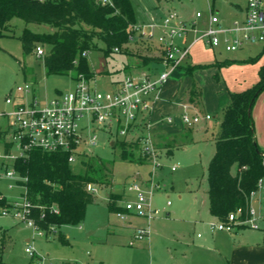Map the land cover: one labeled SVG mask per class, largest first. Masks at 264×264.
Returning <instances> with one entry per match:
<instances>
[{
  "label": "rangeland",
  "instance_id": "rangeland-1",
  "mask_svg": "<svg viewBox=\"0 0 264 264\" xmlns=\"http://www.w3.org/2000/svg\"><path fill=\"white\" fill-rule=\"evenodd\" d=\"M247 1L132 0L139 26L162 22L163 18L173 11L178 13L188 26L196 22L199 30L203 28L211 10L223 22L235 21L238 18L236 4L245 5ZM197 12H202L203 17L197 18ZM25 28L33 32L54 30L46 23H27L19 17L11 20L9 29L4 31L5 35L0 38V114L14 108V105L6 102V98L9 94L17 96L18 85L31 83L42 103L51 100L58 90L65 92L73 89L75 85L72 74L48 75L43 55L39 56L36 50L31 54L24 51L20 36ZM147 30L149 31V28ZM160 33L161 29L156 28L152 38L139 39L140 32L135 31L136 39L129 40L125 45V50L128 52H116L111 57H107L102 50L91 51L89 64L97 73L94 79L97 89L103 92L112 91L115 89L113 84L115 80L123 79L129 72L144 69L140 63L145 56L154 57L160 54L158 47ZM189 33L191 36L192 32ZM263 50V44L248 43L237 51H227L222 47L221 53L218 50L216 52L224 59L234 57L249 59L250 56H258ZM192 53L193 56L199 57L200 61H204L208 54L202 50L201 45L192 48ZM230 65L210 67L203 74L201 78L203 97L197 107L191 105L189 94L183 102L178 103L179 111H183L187 105L190 112L198 111L203 116L210 113L212 116V119L202 120L195 125L192 132L195 142L187 141L186 137L191 133L192 128L182 129L183 126L177 116L176 127L174 124L169 125L171 129L173 127L176 129L171 130V134L163 129L168 126L167 124L165 126L154 122L149 128L136 124L128 136L124 139L119 137V141H132L140 135L150 134L161 151L159 160L162 165L156 169L152 178L160 185L155 189L153 196L154 207L160 211L157 216L148 220L143 216L131 214L124 220L115 211L109 209L111 192L119 195L117 203L123 205L124 191L135 178L151 179L150 164L139 162V145L136 148L128 147V155L124 157L122 146L120 144L115 146L116 143L111 142L112 135L99 131V145L91 154H87L85 159L96 156L104 160L107 170H100L98 177L104 172L108 182L96 184L98 189L95 192V200L88 205L85 220L79 224L63 225L55 231L45 233L13 215L2 214L3 208L0 206V227L6 230L4 243L0 246L1 259L7 264H27L31 256L26 251V247L32 244L40 254L48 255L56 264H180L185 261L184 253L187 254L189 262L197 241H202L210 234L209 228L206 234V229L204 231V225L200 224V220L205 222L217 220L210 219L207 168L215 150L213 139L220 130L223 107H227L221 105L226 102L225 99H228L227 102L230 101V95L226 94V85L217 81L216 75L227 83L232 92L235 91L234 89H244L236 87L239 82L233 81L235 67L232 68ZM126 67L129 69L126 70ZM225 68V72L230 73L227 79H224V70L221 71ZM250 79L253 77L250 76ZM32 95L33 93L24 96L30 99ZM8 122L9 118L0 116V128L7 127ZM81 158L79 157L72 165L73 170L78 173L84 171ZM173 166L176 167L174 171ZM5 171V168H0V192L10 202L22 201L25 193L24 185L19 183L17 178L6 177ZM144 189L149 190L150 187L145 186ZM254 208L259 228L241 227L249 237L264 235V216L258 219L262 210L264 213V207L255 205ZM148 227H150V238L138 241L133 246L130 245L136 229ZM238 229L240 228H237V231ZM220 232L217 231L216 234L220 235ZM198 233L204 236L199 238ZM229 233L223 234L229 238ZM61 234L64 240L60 238ZM211 260L216 261V257L213 256ZM219 264H231L229 257H221Z\"/></svg>",
  "mask_w": 264,
  "mask_h": 264
},
{
  "label": "trees",
  "instance_id": "trees-1",
  "mask_svg": "<svg viewBox=\"0 0 264 264\" xmlns=\"http://www.w3.org/2000/svg\"><path fill=\"white\" fill-rule=\"evenodd\" d=\"M15 17L27 23H46L54 28L52 32H33L25 28L20 36L23 49L31 54L38 46H43L47 74H72L74 80L80 76L96 78L97 73L89 64L91 51L102 50L107 57L116 52H128L125 45L137 23L132 0H0V38ZM262 54L242 61H256ZM160 61L157 56H145L140 64L148 67L153 64L156 68ZM234 61L227 60L224 64ZM212 65L215 64L193 65L186 69L191 72ZM263 91L264 65L260 67L259 80L254 85L230 93L231 100L215 138L216 150L207 168L210 212L217 219L226 220L238 209H242V217H249L252 198L262 188L264 150L254 144L252 111ZM195 96L193 87L191 100ZM4 135L5 131L0 129V141ZM119 144L126 157L127 148L138 147L139 141H117L115 146ZM8 148L9 145L6 150ZM81 159L84 167L81 173L73 170L69 153L64 151L32 148L13 163L18 175L24 179L18 181L25 187L24 195L33 204L31 216L37 230L50 233L63 225L85 220L87 207L95 200V192L89 191L87 185L107 183L108 180L104 172L98 177L100 170H107L104 160L96 156L86 159L82 156ZM139 162L145 163L141 157ZM118 197L111 192L108 202L111 211H124L123 205L117 203ZM10 204L0 192V206L4 208ZM5 231L0 227V246L4 243ZM60 238L64 240L62 234ZM0 264H7L1 254Z\"/></svg>",
  "mask_w": 264,
  "mask_h": 264
},
{
  "label": "built area",
  "instance_id": "built-area-1",
  "mask_svg": "<svg viewBox=\"0 0 264 264\" xmlns=\"http://www.w3.org/2000/svg\"><path fill=\"white\" fill-rule=\"evenodd\" d=\"M201 17L202 12H197V18ZM156 28L161 29L158 36L161 68L145 67L130 72L115 84L112 91H99L94 79L80 76L75 80L73 89L59 91L51 100L42 103L31 83L18 85L17 96L9 94L6 98V102L14 105V108L0 114L9 118L7 127L1 129L5 131V135L0 141L3 145L0 147V168L6 169L5 176L17 178L18 181L24 180L14 169L13 163L32 148L67 152L69 161L74 163L79 157L91 154L99 145V131L111 134V142L115 144L119 137L124 139L128 136L136 124L149 128L151 122L145 119L162 98L164 86L174 71L186 63L193 43L203 41L211 47L223 45L227 51H237L248 43L264 44V0H248L245 18L235 20L230 25L223 24L219 16L211 10L206 26L200 30L196 22L188 26L178 13L170 11L162 22L140 26L136 23L130 40L136 39L135 31L140 32L139 39L152 38ZM189 32L196 36L193 43L180 42ZM36 53L42 56L45 53L44 47L38 46ZM31 93L33 95L30 99L25 98L24 95ZM181 118L186 126L192 127L203 118L212 119V116H203L198 111L190 112L185 105ZM166 120L172 123L174 117L169 115ZM132 141H139L140 157L146 164H150L151 179L135 178L125 189L124 211H117L116 214L124 220L131 214L151 220L160 213L153 204L155 189L160 185L152 178L156 169L162 165L159 160L161 151L150 134L140 135ZM172 170H176V167L173 166ZM145 186L150 189H144ZM87 189L96 192L98 188L96 184L89 183ZM32 209V202L24 195L22 201H13L4 207L2 214L13 215L35 226L31 216ZM242 214V209H238L230 213L226 220L210 222L209 227L213 231L230 233L245 226L259 228L253 207L249 217H242ZM149 238L150 227L138 228L130 240V245ZM26 251L31 256L27 264H56L48 255L40 254L32 244L26 247Z\"/></svg>",
  "mask_w": 264,
  "mask_h": 264
},
{
  "label": "crops",
  "instance_id": "crops-1",
  "mask_svg": "<svg viewBox=\"0 0 264 264\" xmlns=\"http://www.w3.org/2000/svg\"><path fill=\"white\" fill-rule=\"evenodd\" d=\"M236 6L238 7V10H237L238 18L236 20L244 19L245 15H246V4L245 5L236 4ZM207 19L208 18H206V20H205V24L203 25V28L207 24ZM224 22L222 21L223 24L230 25L234 21L230 22V21L224 20ZM195 38H196V36L192 32L191 36L189 33L184 39H181L180 42L190 44V43H193ZM197 45H201L202 50H204L208 53L206 56H205V54H203L206 58L205 60L202 59L204 61H200L201 59H199V57L192 55L193 54L192 48H194ZM207 46L210 48H207ZM222 47H224V46L221 45L218 47H211L208 44L204 43L203 41H197V42L193 43L192 48H191V52H190V56L188 57L186 63L183 65V67L174 71V73L172 74V76L170 77V79L168 80V82L164 86L162 98L156 103V105H155L153 111L151 112V114L149 115V117H147L145 119V120H149L151 122L150 127L153 126L154 122L159 124V125H165V126L167 124L168 126H166V127L162 126V127H164L163 129L166 130L167 132H169V134H171V130L172 131L176 130L175 127H176L177 121H178L177 117L179 118V121L181 122V124L183 126L182 129L184 127H188L182 121V118H181L182 111H179L178 103L183 102V100L186 99V95L189 94V101L191 102V105L192 106L194 105L197 107V105L201 101V98L203 97V87L201 85V78H202L203 74L207 71L208 68L214 67V66L216 67V66H220V65L222 66L225 61L231 60V59H224L220 55L218 56L216 51L218 50L221 53ZM199 55H202V54H199ZM157 57H160V54L157 55ZM232 59L235 60L230 65V67H232V66L235 67L234 78L233 77L232 78H233V81L239 82L236 87L239 86L240 88L247 89L248 87H251L252 85H254L259 80V69L262 65H264V50H263V54H262L261 59L259 58L253 62L242 61V60H246V57H243V58L234 57ZM213 63L215 65H212L210 67H205V68H195L191 72H188L186 69V67L193 66V65L213 64ZM143 67L145 68L148 66H143ZM149 67H152V66H149ZM156 68H158V69L161 68L160 64ZM130 69H132V68H130ZM222 70H224V72H223L224 79H227L228 77H230L229 71L225 72L226 68L221 69V71ZM250 76L253 77V79H250ZM248 78L250 79L249 82H247L249 80ZM216 79H217V81L226 85V87H227L226 94L230 95V93L232 91L228 88L227 83L221 81L220 76L216 77ZM120 80L121 79L115 80L113 82V84L115 85ZM247 84H248V86H247ZM193 87L195 88L196 96L194 97V100H191V92H192ZM244 89H234L235 90L234 92L242 91ZM59 91L60 90H58V92ZM226 94H225V96H226ZM227 100L225 99L226 102H227ZM230 100H231V98H230ZM226 102H224L221 106H228L230 101L227 103ZM225 109H226V107H223L224 111H225ZM206 114H210V113H206ZM252 114H253V118H254L256 140H257L259 147L264 150V91L257 98V100L254 104V107H253ZM169 115H172L174 117V121L172 123H170L166 120V117ZM202 120H208V119L203 118ZM172 124H174V126H175V127H173V129H171V127L169 126ZM220 124H221V122H220ZM194 127H195V125L192 127H189V128H192V130L190 131L191 133H188L189 135H187V137H186L187 141L190 143L195 142L193 135H192V132L194 131ZM0 129H3V128H0ZM153 136H154V134H153ZM159 140H160V138H159ZM213 141L215 143V150H216V141H215V139H213ZM0 146L1 147L3 146L2 143H0ZM215 150L213 152V155L215 153ZM172 152H173V149H172ZM207 194H208V189H207ZM251 204H252L253 208L255 205H259L260 208L264 207V180L262 183L261 190L253 196ZM209 208H210V203H209ZM262 213H263V210H262ZM262 213L259 215L260 217H258V219L262 218L264 216V213H263V215H262ZM210 219L216 220L217 218L215 216H213L212 214H210ZM200 224H202V226L204 225L203 228H204V231L206 229V234H207L208 228L210 229V227H209L210 221L205 222L203 220H200ZM241 229H242V231H241ZM238 230L239 231H237V229H236L234 231V233H229V238H230V240H229L228 236L226 237V235L223 234L226 232H223L221 230H217V231H221L220 232L221 234L217 235L216 234L217 231H213L210 229V232H209L210 234H208V236H206L202 241H197V243L195 244V250H194V253L192 254L190 261L188 262L189 259L187 260V254L184 253L185 261L181 262L180 264H219L221 257L223 258L226 256L229 257V261L231 262V264H264V241H263L264 235L263 234H257V235H254V237H249V236H247L248 234L244 233V231H243L244 228H240ZM249 231H251V230H249ZM197 236L199 238H202L204 235H202L201 233H198ZM213 256L216 257V261L211 260Z\"/></svg>",
  "mask_w": 264,
  "mask_h": 264
},
{
  "label": "water",
  "instance_id": "water-1",
  "mask_svg": "<svg viewBox=\"0 0 264 264\" xmlns=\"http://www.w3.org/2000/svg\"><path fill=\"white\" fill-rule=\"evenodd\" d=\"M254 144L258 145L257 140H256V136H255Z\"/></svg>",
  "mask_w": 264,
  "mask_h": 264
},
{
  "label": "bare ground",
  "instance_id": "bare-ground-1",
  "mask_svg": "<svg viewBox=\"0 0 264 264\" xmlns=\"http://www.w3.org/2000/svg\"><path fill=\"white\" fill-rule=\"evenodd\" d=\"M234 233V232H233Z\"/></svg>",
  "mask_w": 264,
  "mask_h": 264
}]
</instances>
